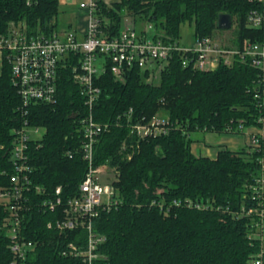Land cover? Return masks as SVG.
Here are the masks:
<instances>
[{"label": "trees", "instance_id": "trees-1", "mask_svg": "<svg viewBox=\"0 0 264 264\" xmlns=\"http://www.w3.org/2000/svg\"><path fill=\"white\" fill-rule=\"evenodd\" d=\"M59 0H0V33L22 24L26 33L46 37L56 33ZM251 8L247 0H118L97 1L96 17L109 37L119 34L124 22L145 21L155 38L178 43L183 24L193 26L194 39L212 38L220 14H230L236 41L261 36L245 26ZM174 53L161 68L128 69L122 80L110 64L95 78L100 95L92 108L94 120L107 128L93 150L94 168L114 169V204L101 210L94 229L104 237L93 264H248L258 243L248 238L249 218L232 215L249 200L260 173V154L242 148L219 147L213 156L192 150L190 135L223 134L239 125H255L257 108L252 89L260 77L250 64L234 60L212 71L181 65ZM54 103L31 105L21 115V99L3 61L0 70V187L9 185L12 131L26 119L45 132L30 144V174L44 189L41 199L61 187L65 200L78 191L88 163L80 145V120L88 113L85 97L75 83L70 65L61 69ZM165 121L167 131L139 138L131 126L151 118ZM238 132V131H237ZM70 151L72 157H68ZM247 196V197H246ZM116 202V203H115ZM196 205L203 208L198 209ZM224 210V211H223ZM6 209L0 205V264H9L8 239L2 230ZM26 229L37 240L40 264H86L61 256L67 242L84 246L82 229L59 234L46 224L53 213L36 211Z\"/></svg>", "mask_w": 264, "mask_h": 264}, {"label": "built area", "instance_id": "built-area-1", "mask_svg": "<svg viewBox=\"0 0 264 264\" xmlns=\"http://www.w3.org/2000/svg\"><path fill=\"white\" fill-rule=\"evenodd\" d=\"M31 1L26 0L27 4ZM247 1L251 8L245 26L256 34L262 32V35L243 38L231 48L207 37L194 39L192 45L164 43L155 38L151 24L137 30L127 20L118 35L109 37L101 30L100 20L96 17V0L78 4V8L85 11L87 19L86 31L81 39L74 31L61 34L54 32L48 37L29 35L22 24H11L5 33H0V70L3 61L10 65L11 81L20 96L19 109L23 117L27 116L31 105L55 102L59 72L68 65L88 108L78 130L83 136L80 152L88 163L87 171L77 193L65 200L59 186L48 197L41 199L38 196L44 193V189L32 182L30 174L33 167L28 153L30 144L35 143L38 148V141L45 131L32 126L26 119L12 131L10 159L14 171L9 177V185L0 187V205L6 209L2 230L8 239L11 254L9 264L41 263L37 252L39 242L26 236V229L34 222L31 216L36 211L53 213V220L47 222L46 226L59 234L82 229L86 235L84 246L73 241L67 242L59 253L61 256L79 258L86 264L94 263L97 247L104 240L103 236L95 232L94 220L101 210H107L114 204L116 195L111 183L108 185L99 180L102 167L94 168L92 165L94 145L107 128V124L96 122L92 113L100 95L95 78L102 74L107 63L114 77L119 80L124 78L128 69L135 66L151 72L153 68L159 69L166 64L174 53L182 56L183 67L194 70L212 71L220 63L231 64L238 60L259 71L260 77L251 92L257 108L255 125H239L233 133H241L244 146L250 153L260 154V173L248 186L252 204L242 203L232 215L249 218L248 238L251 243H258V251L251 255L248 264H264V0ZM131 130L139 138L167 131L165 121L155 117L145 123L140 121L133 124ZM67 155L72 157L70 151ZM196 207L203 208L200 205Z\"/></svg>", "mask_w": 264, "mask_h": 264}, {"label": "rangeland", "instance_id": "rangeland-1", "mask_svg": "<svg viewBox=\"0 0 264 264\" xmlns=\"http://www.w3.org/2000/svg\"><path fill=\"white\" fill-rule=\"evenodd\" d=\"M59 1H60V5H59L58 14H57V17H56V28L57 29L65 28L67 26L68 21L72 20L73 22H75L76 20H80L79 18H77L78 16L76 15L75 12L66 11L64 9L65 8L64 5H66V3H65L66 0H59ZM127 19H128V21H130L131 18L128 17ZM147 24L148 23H146L145 21H140V22H136L135 23V27H136L137 30H139V29H143ZM236 37H237V35H236V26H235L234 20H233L231 29H229V30L216 29L214 31V33H213L212 39L216 43H218V44H220L222 46H225L226 48H231V47H235L236 46V44H235ZM179 42L182 45H192V43L194 42L193 26L192 25H188V24L181 25V28H180V41ZM206 135H208V133H202V132L192 133L190 135V138L192 140L193 145L196 144V143H199V142L202 143V145L203 144L207 145L208 143L206 142V138H205ZM218 136H223V137H227V136L228 137L229 136H231V137L232 136H236L237 137V136H240L241 137L242 135H241V133L237 132V133H223V134H220ZM242 138L244 139V137H242ZM206 148L208 149V148H210V146H208ZM113 170L114 169H112L109 166L102 167L101 168V172L99 174V180L102 183H107L108 185H109V183H114L113 181H114V178H115V174H114Z\"/></svg>", "mask_w": 264, "mask_h": 264}, {"label": "crops", "instance_id": "crops-1", "mask_svg": "<svg viewBox=\"0 0 264 264\" xmlns=\"http://www.w3.org/2000/svg\"><path fill=\"white\" fill-rule=\"evenodd\" d=\"M83 1H87V0H66L65 2L66 5H64L65 7L64 9L66 11L75 12L76 15L78 16L77 18H79L80 20H76L75 22H73L72 20L68 21L67 26L65 28L62 29L56 28V33L61 34L64 33L65 31H74V33L79 39L84 37V33L86 31V23H87L86 13L84 10L78 8V4ZM100 1L109 5L118 0H100ZM205 138H206V142L208 143L207 145L203 144L204 145L203 146L202 143L199 142L193 145L192 150L197 153L201 151L203 152L204 155L212 156L213 154H215L216 150L219 147L224 146L231 150H236L244 145V139L242 138V136L223 137V136H218L217 134L208 133V135H206ZM208 146H210V148L207 149L206 147Z\"/></svg>", "mask_w": 264, "mask_h": 264}, {"label": "water", "instance_id": "water-1", "mask_svg": "<svg viewBox=\"0 0 264 264\" xmlns=\"http://www.w3.org/2000/svg\"><path fill=\"white\" fill-rule=\"evenodd\" d=\"M232 16L230 14H220L217 18V28L220 30H229L232 27Z\"/></svg>", "mask_w": 264, "mask_h": 264}]
</instances>
